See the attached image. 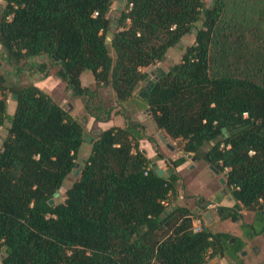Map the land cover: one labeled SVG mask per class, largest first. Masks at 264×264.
I'll use <instances>...</instances> for the list:
<instances>
[{
	"label": "trees",
	"instance_id": "1",
	"mask_svg": "<svg viewBox=\"0 0 264 264\" xmlns=\"http://www.w3.org/2000/svg\"><path fill=\"white\" fill-rule=\"evenodd\" d=\"M114 1L5 0L0 63L17 74L20 61L38 57L36 71L48 76L43 55L84 110L106 121L111 108L97 104L94 111L87 103L96 89L82 85L80 75L90 71L115 104L147 108L185 154L195 156L208 143L202 158L225 170L235 200L216 207L221 219L241 220V206L264 218V0H125L107 42ZM248 5L258 8L253 23L238 15ZM190 34L180 60L157 72L136 99L147 77L142 68ZM5 79L0 73V127L8 122L0 145V264H205L214 256L245 264L241 238L204 221L194 230L193 214L173 202L176 168L186 156L165 160L168 170L159 175L152 163L164 155L141 122L128 119L97 133L64 200L49 203L78 168L83 126L33 83L13 92L8 113ZM143 138L153 144V158L139 148ZM241 227L251 235L264 229Z\"/></svg>",
	"mask_w": 264,
	"mask_h": 264
},
{
	"label": "rangeland",
	"instance_id": "2",
	"mask_svg": "<svg viewBox=\"0 0 264 264\" xmlns=\"http://www.w3.org/2000/svg\"><path fill=\"white\" fill-rule=\"evenodd\" d=\"M124 1L121 2L119 0H115L110 7V11L108 12V15L111 17V23H110L111 27H110V31L106 35L107 42L110 41L114 30H116L117 28L116 24L119 21L120 10H121L119 9V7L120 8L124 7ZM210 1L211 0H205V3L210 4ZM4 2L5 0H0V4H3ZM257 9L258 8L255 5H248L246 9L243 8L238 13V15L245 16L248 20H251L250 23H253L257 18ZM260 29L264 33V22L260 24ZM193 40H194L193 34L184 36L180 43L176 44L175 46L167 50L162 60L155 61L149 66L142 68V71H145L147 73V77L144 81L140 83V86L135 91L136 99L141 100L143 95L139 94V92L142 91V88L146 85L147 81L151 80L154 75H157V70L161 69L162 71H166L171 64L178 62L180 60L181 54L185 46L193 43ZM43 60H45L47 64L46 70L49 73L48 76H45L44 73L36 71V66L34 65V63L40 61V58L38 57L30 58L25 62L20 61L19 66L21 69L20 71H17V74H13V68L10 65L3 62L0 63V73L5 75L6 78L5 79L6 88L2 93V96L5 97L7 101V112L8 113L14 112L16 101L15 98L13 97L14 95L13 92L16 91L21 86L27 85L29 83H33L36 86H38L40 89L48 93L54 101H56L62 108H64L72 117H74L83 126L84 137H86V139L83 140L79 153L76 157L77 164L82 163L83 160L87 157L91 149L92 142L94 141L97 133H99L104 128L111 126L113 124L114 125L120 124L119 126H122L128 119L135 122H141L145 127L144 135L146 137L148 136L153 137L156 140L155 147H157V150L164 155L163 162L161 161L156 165L157 167L158 164L163 166L165 170L164 174H166L168 170V166L165 160L172 159L174 156H179L180 154L184 153L182 150V141L179 139H172L168 135H165L167 137V142L173 146V149L166 147L164 143L160 142V140L156 136V133L163 131L158 130L156 128L155 123L147 108L137 109L135 103H130V104L125 103L122 106L115 104V102L113 101V99H111L109 95L108 88L105 85L102 84L96 85L95 81L93 83H90V79H88L90 77H86V74H83L82 76L80 75L81 84L96 89L95 97L87 101L90 109L97 111L95 106L97 104H100L102 105L103 108L105 109L111 108L112 110L110 118L108 120L106 121L95 120L84 110L82 99L78 96L73 95L72 92L66 87L65 83L54 75V71L57 68L56 65L50 64V61H48L44 57ZM100 115L103 116L104 113H101ZM124 116H128V118L126 119ZM7 126H8V122L6 121L0 127V145L6 134ZM141 142H139V145ZM207 147H208V143L202 146L198 150L195 156L192 153H189L190 154V157H188L189 165L185 166L181 172L182 181L186 182L188 176L190 175L193 176L201 171H204L207 174L211 173V170L207 168V165L204 159L202 158ZM75 169L76 168L73 169V171L68 175V177L64 181L63 187L59 189L57 195L54 198V202H60L64 200L66 188L71 184V182L74 181V179L79 174V172L77 174H74ZM215 176L216 178L221 177L225 180V170L219 171L217 174H215ZM213 188L217 190H219L220 188L225 189V184H221L219 183V181L215 180L213 182ZM183 194H184L183 200L175 199L173 200V202L176 204L185 205L190 210V212H196L197 208L194 206L195 197L193 198V195L187 194L185 191ZM198 200L202 201V199L200 198ZM252 213H253L252 210H249L247 208L246 210H242V214H241L242 221L248 220ZM232 226H236V225L233 224ZM252 252H250L249 254H253Z\"/></svg>",
	"mask_w": 264,
	"mask_h": 264
},
{
	"label": "crops",
	"instance_id": "3",
	"mask_svg": "<svg viewBox=\"0 0 264 264\" xmlns=\"http://www.w3.org/2000/svg\"><path fill=\"white\" fill-rule=\"evenodd\" d=\"M83 74H86V77H90L88 78L90 79V83L94 82V77L90 71L85 70L84 72H82L81 76ZM115 125L119 126L120 124H115ZM157 133H156V136H157ZM161 133L167 142V137L165 136L166 134L164 132H161ZM139 142H141L139 145V148L142 150V152L147 157L153 158L156 154L153 144L146 138L141 139ZM182 155H185L186 159L181 165H179L176 168V171L179 177V179L177 180L178 195L176 197V200L184 199V194H183L184 191L187 194L193 195V198L195 197L194 206L197 208V211L191 212L193 214L192 223L193 221L195 222L197 220H199L200 223L204 221L205 224L208 225V227L212 231H225V232H229L233 236L241 238L244 241V248L240 252L239 255L244 261V263L245 264H264V229L263 231H260V227L264 226L263 214H258L256 209H249V210H252L253 213L251 214L250 218L246 221H242V219L239 221H232L229 218L221 219L216 211V207L218 206L233 207L235 204V200L230 196L229 193H227V191L224 188H220L219 190L213 188V182L217 180L219 181V183H221L220 182L221 177L216 178L215 174L217 173H215L210 168V166L205 162L207 165V168L211 170L210 174H207L204 171H201V172L196 173L193 176L191 175L188 176L186 182L182 181L181 172L185 166L189 165L188 157H190V155H186L184 153L180 154L179 156H182ZM179 156H174L172 159H176ZM161 161L163 162V159H158L154 162L157 164ZM158 168H161L163 170V174L165 173V170L162 165L158 164ZM221 184H224V183H221ZM198 197H201L203 201L207 202L205 207H202V208L200 207V204L203 203V201L198 202ZM242 210H246V208L241 206L239 209H237V211L240 214H242ZM206 211H208L210 214L209 216L210 221H206V218L204 217V214ZM242 222L249 224V226H253L254 230L260 231V233H257L256 235H251V232H253V229H250V228L248 229V231L245 230V233H244V230L241 227ZM229 223H231L232 225L234 224L236 226H232ZM250 252H252L253 254H249ZM205 264H230V263L227 257L214 256L212 258H209Z\"/></svg>",
	"mask_w": 264,
	"mask_h": 264
},
{
	"label": "water",
	"instance_id": "4",
	"mask_svg": "<svg viewBox=\"0 0 264 264\" xmlns=\"http://www.w3.org/2000/svg\"><path fill=\"white\" fill-rule=\"evenodd\" d=\"M119 1L123 2L124 0H119ZM119 9H122V8L119 7ZM40 57L43 58V55H41ZM157 72H158V74H162V73H163V71H162L161 69H158ZM155 79H156V76L153 77L150 81H153V80H155ZM150 81H149L148 83H150ZM139 94H141V95H143V96H146V93H145L144 91L139 92ZM13 97L16 98V95H13ZM222 130L224 131L225 129L223 128ZM157 136H158V138L160 139V141H161L162 143L165 144L166 147H168V148H170V149H173V146H172L170 143L166 142V139L164 138V136L162 135L161 132H158V133H157ZM84 139H86V137H84ZM188 155H190V154H188ZM83 161H84V160H83ZM155 164H156L155 162L152 163V165H155ZM76 165L78 166V168L75 169V173H74V174H77V173L79 172V169L82 167V163H79V164H76ZM209 166H210V168H211L215 173H218V172H219V171H218L216 168H214L213 166H211V165H209ZM157 173H158L159 175H163V170H162L161 168H157ZM220 182H221V183H224L225 180H224L223 178H220ZM61 188H62V187H61ZM61 188H60V189H61ZM53 201H54L53 199H50V200H49V203L52 204ZM209 216H210L209 212L206 211L205 214H204V217L206 218V221H210Z\"/></svg>",
	"mask_w": 264,
	"mask_h": 264
},
{
	"label": "built area",
	"instance_id": "5",
	"mask_svg": "<svg viewBox=\"0 0 264 264\" xmlns=\"http://www.w3.org/2000/svg\"><path fill=\"white\" fill-rule=\"evenodd\" d=\"M163 204H167V202L166 201H161ZM193 229L194 230H200L201 229V223H200V221L199 220H197V221H193Z\"/></svg>",
	"mask_w": 264,
	"mask_h": 264
},
{
	"label": "flooded vegetation",
	"instance_id": "6",
	"mask_svg": "<svg viewBox=\"0 0 264 264\" xmlns=\"http://www.w3.org/2000/svg\"><path fill=\"white\" fill-rule=\"evenodd\" d=\"M155 76L157 77V75H154L153 77H155ZM153 77H152V78H153Z\"/></svg>",
	"mask_w": 264,
	"mask_h": 264
}]
</instances>
